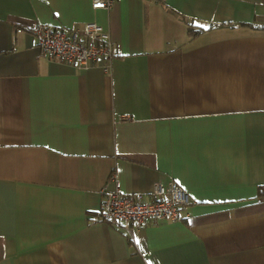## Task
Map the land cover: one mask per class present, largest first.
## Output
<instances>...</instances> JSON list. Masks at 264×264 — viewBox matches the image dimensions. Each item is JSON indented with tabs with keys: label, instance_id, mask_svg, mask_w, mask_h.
Wrapping results in <instances>:
<instances>
[{
	"label": "crops",
	"instance_id": "obj_1",
	"mask_svg": "<svg viewBox=\"0 0 264 264\" xmlns=\"http://www.w3.org/2000/svg\"><path fill=\"white\" fill-rule=\"evenodd\" d=\"M109 32L108 70L35 24ZM264 0H0V264H264ZM20 28L21 31H17ZM174 180L180 220L100 216Z\"/></svg>",
	"mask_w": 264,
	"mask_h": 264
},
{
	"label": "built area",
	"instance_id": "obj_2",
	"mask_svg": "<svg viewBox=\"0 0 264 264\" xmlns=\"http://www.w3.org/2000/svg\"><path fill=\"white\" fill-rule=\"evenodd\" d=\"M115 0H91L93 9H107ZM40 50L50 58L64 63H76L86 67L98 58L108 70L114 55L109 32L95 21H87L79 27L35 24L30 28ZM17 31H21L20 28ZM100 216L102 220H129L138 225L161 219L180 220L182 209L191 198L187 191L174 180L154 182L150 198L141 192L125 193L119 189L108 191L101 188Z\"/></svg>",
	"mask_w": 264,
	"mask_h": 264
},
{
	"label": "trees",
	"instance_id": "obj_3",
	"mask_svg": "<svg viewBox=\"0 0 264 264\" xmlns=\"http://www.w3.org/2000/svg\"><path fill=\"white\" fill-rule=\"evenodd\" d=\"M253 26H257L259 28H264V24H255ZM256 197H258V199H260V200L264 199V185H261L260 187H258Z\"/></svg>",
	"mask_w": 264,
	"mask_h": 264
}]
</instances>
